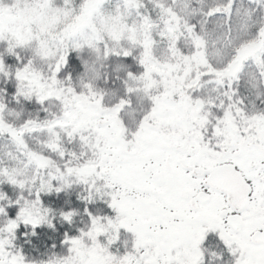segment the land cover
Wrapping results in <instances>:
<instances>
[{
  "label": "snow or ice",
  "instance_id": "snow-or-ice-1",
  "mask_svg": "<svg viewBox=\"0 0 264 264\" xmlns=\"http://www.w3.org/2000/svg\"><path fill=\"white\" fill-rule=\"evenodd\" d=\"M0 264H264V0H0Z\"/></svg>",
  "mask_w": 264,
  "mask_h": 264
}]
</instances>
